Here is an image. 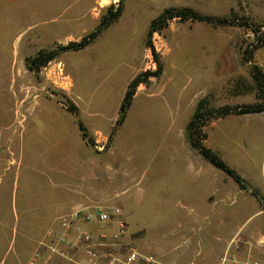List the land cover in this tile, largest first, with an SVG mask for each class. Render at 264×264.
<instances>
[{"label": "rangeland", "instance_id": "obj_1", "mask_svg": "<svg viewBox=\"0 0 264 264\" xmlns=\"http://www.w3.org/2000/svg\"><path fill=\"white\" fill-rule=\"evenodd\" d=\"M120 2L122 16L90 47L59 55L20 86L13 80V58L26 60L41 50L80 42L93 32L108 9L112 5L117 9ZM6 3L3 7L0 2V127H11L13 96L18 88L21 94H30L27 99L47 97L42 100L47 105L50 126L48 135L41 136L37 146H24L18 170L14 167L10 172H1L0 264H27L38 242L56 224L55 218L65 213L66 206V213L78 209L75 205L83 199V192L93 188L100 193L111 191L101 198L119 191L111 200L101 199L99 205L125 211L131 239L143 252L155 255L156 264H216L217 257L238 235L245 240L242 260L254 261L264 254V113L232 114L219 119L205 116L199 123L201 145L221 157L249 184L245 190L205 161L187 135L199 106L204 116L224 107L263 103L251 70L258 68L264 75V48L255 49L264 41V0ZM184 9L216 18L248 20L262 27L261 40L257 44L256 35L247 27L181 22L178 18L148 35L152 21L164 12ZM73 31L78 32L57 40ZM35 35L41 38L36 40ZM225 63L229 70L210 79L209 69ZM58 65L63 71L55 76ZM68 73L74 80L69 97L65 92L71 80L64 79ZM144 74H148V84H141L137 93L142 87L152 90L155 84L162 87L167 82L165 94L151 99L152 108L143 112L142 102L135 96L128 114L131 117L109 142L126 85L128 89L135 78ZM59 98L73 102L80 109L78 117L61 107ZM78 121L88 130L95 126L104 131L89 133L93 148L83 142ZM180 128V151L176 156L181 158L174 162L168 139ZM7 130L10 132L5 133H11ZM5 137L3 145L6 141L11 144V136ZM68 158L71 167L79 165L85 174L66 177L58 171L64 169ZM115 159L117 165L111 167ZM199 160L213 170L209 198L212 209H196L185 198L199 190V178L189 166V162ZM116 168L125 173L113 172ZM98 169L100 178H92L90 175ZM252 189L259 198L252 195Z\"/></svg>", "mask_w": 264, "mask_h": 264}, {"label": "crops", "instance_id": "obj_2", "mask_svg": "<svg viewBox=\"0 0 264 264\" xmlns=\"http://www.w3.org/2000/svg\"><path fill=\"white\" fill-rule=\"evenodd\" d=\"M14 1L15 0H9V1L8 0H0L3 7L5 6V4H7L6 2L14 3ZM73 32L74 33H66L64 36H62L61 38H58L57 40H62V39L64 40V38H68V36H70V34H71V36H73L78 31H73ZM44 33H45V35H47L48 31H45ZM40 38H41L40 35H39V37H38V35H35L36 40L40 39ZM74 38H75V36H74ZM13 59L14 60L11 63H14V66L16 64V66L13 67V69H12V74H13L12 77H13V80L16 83H18V86H20L22 81H25L27 79L30 80L32 78V73L30 71H28L27 67H25L26 66L25 65V61H26L25 58H23L22 60L20 58H17L16 60H15V58H13ZM58 66H59V69H56V72H54L55 76H57V75L60 76L62 71H63V70L60 71L61 65H58ZM228 70H229V68H228L226 63L224 64V66H223V64H218L215 66V68L211 67L208 71L209 75H211L210 79H212L215 76V74L218 77H220V76L224 75L225 72H227ZM62 76H63V74H62ZM67 78L71 80V86H69L67 88L68 91L65 92L66 95L69 97L72 94V91L74 89V80L69 73L67 76H64V79H67ZM165 84L162 87L158 86V84H155L152 87V90H150V88L142 87L141 91L139 93H136V98L139 97L141 102H142L140 111L143 112L144 109H148V107L152 108L151 104H150V100L155 99V98H160L165 94V92L163 90L165 87ZM127 86L128 85H126L125 91L123 93L124 95H123L122 101L125 97V94L127 91ZM21 93L22 92H21L20 88L15 89L14 96H13L14 106H13V116H12L11 127L10 126L9 127H7V126H5V127L1 126L0 127V181L3 179V173L1 174L2 171L4 173H6V172H10L14 167L17 170L21 167L22 161L24 159L23 150H24V146L26 144H30L32 146H37L40 143V140H39V139H41L40 137L48 135L47 131H48L49 126H50L49 125L50 122L47 121L49 119V117L47 116L48 109H47V105H46L45 100H42V99H47V97H45L44 95H37V98L35 100H32L31 98L27 99V97H31L30 94L28 96H25ZM48 99H50V98H48ZM172 100H173V102L175 101L174 95L172 96ZM177 100H178V108H180L181 107L180 96H177ZM121 104H122V102H121ZM121 104H120V106H121ZM61 107H63V106H61ZM79 113H80V109H79ZM118 115H119V113H118ZM118 115L116 116L115 121H117ZM129 117H131V116H129ZM125 124H124V126H125ZM144 126L145 125L143 124V127ZM145 127H147V126H145ZM7 129L11 130V133H9L10 135L8 133H5V132L9 131ZM85 129L88 131V133H90V135H96L98 133L104 132V131L102 132L101 129H99L98 127H95V126L93 127L92 130H88L87 128H85ZM3 135H4V137H5V135L7 136L5 138H8L11 136V141H12L11 144L6 141L5 146L3 145L5 140H6V139H4ZM168 140H169L168 142L170 145L169 153L172 150V152H173L172 155H173L174 162H175V160L179 159V156H180V155L176 156V152L180 151L181 128L178 130L177 133L173 132L171 134V137H169ZM85 145H86V143H85ZM68 157H70V156H68ZM180 158H181V156H180ZM199 159H201V158H199ZM66 162H67V164L64 166V169L58 170V171H61V173L64 176L69 177V176H76L78 174H82V175L85 174V172L81 168H79L80 167L79 165L75 168L71 167L72 164H71V161L69 160V158H68V161L66 159ZM112 164L113 165H111V167L112 166L116 167L117 159L112 161ZM189 166L192 167V170L197 174V178H199L197 181V185L199 186V190L197 189L196 191L191 192V194L186 196L185 198H187L188 200H191V202L194 203V205H193L194 208H196V209L207 210V209L214 208V205H212L209 201L210 195L212 193L211 190L213 187V180H212L213 170H212V168H210L208 166L207 162H205L204 160H199L197 162L193 161V163L189 162ZM113 172H116L119 175H123L125 173V171L119 170L117 168H116V171L113 170ZM90 176L94 179H99L101 176L100 170L98 169V172L93 171ZM108 177H109V179H112L111 175H108ZM220 189H221V187H220ZM108 190H110V188ZM108 192H111V191H104V192L100 193V190L98 188L97 189L93 188V189L87 190L86 192H83V193H85V194H83V197H82L83 199L79 202H76L75 206H76V208L79 209V208H83V207H93V206L99 205L101 202V199H102V201L111 200L112 198H114V196L117 195V193L119 191L114 190V191H112V193L106 195L104 198H101L102 194H105ZM126 192H127V189H126V191L125 190L122 191L121 194H124ZM110 197H112V198H110ZM217 205H219V204H217ZM67 208H69V207L66 206V208L64 209L65 213H63L62 215H59V217L68 213V212L66 213ZM59 217L55 218L54 221H56ZM218 257L216 259V264H218V261H219Z\"/></svg>", "mask_w": 264, "mask_h": 264}, {"label": "built area", "instance_id": "obj_3", "mask_svg": "<svg viewBox=\"0 0 264 264\" xmlns=\"http://www.w3.org/2000/svg\"><path fill=\"white\" fill-rule=\"evenodd\" d=\"M245 240L236 236L218 264H262L240 258ZM156 256L143 252L129 235L127 215L121 207L96 205L73 210L56 220L28 264H156Z\"/></svg>", "mask_w": 264, "mask_h": 264}, {"label": "trees", "instance_id": "obj_4", "mask_svg": "<svg viewBox=\"0 0 264 264\" xmlns=\"http://www.w3.org/2000/svg\"><path fill=\"white\" fill-rule=\"evenodd\" d=\"M122 14H123L122 2L119 3L117 9L115 8V5H112L108 9L107 13L101 18L98 26L93 30V32L82 38L80 42H71L66 46H60L56 50H52V51L41 50L35 56L27 58L26 67L28 71H30L33 74L38 73L42 67L57 60L59 58V55L63 53L80 52L87 49L98 38H100L113 23L117 22L122 16ZM176 18H178L181 22L194 21L197 23L215 24L220 27H247L251 29V31L256 35L257 44L261 40L259 35L262 27L254 25L252 23L250 24L248 20L242 22L238 18H216L213 16L202 15L190 9H184L178 12H170V11L164 12L161 16H159L157 19L152 21L148 35L151 36L153 33L159 32L163 27L166 26V23L168 21ZM261 48H264V41L261 46L256 45L255 49L258 50ZM155 75L159 76V73ZM251 75L254 79L255 85L257 87V90L259 92L260 98L262 99L263 103L252 106L237 107V108L224 107L217 111H211L204 116L200 110L201 107L199 106L192 121L189 123L187 127V135L191 146L198 151L200 156L205 161L210 163L217 170H220L225 174H227L243 190L250 188L249 184L235 170L230 168L228 164L221 157L213 153L210 149H206L201 145L200 137H199L200 134L199 129L201 126H199V123H200V119H203V117L205 116L206 117L209 116L212 119L215 118L219 119L232 114L253 115V114L264 113V75L261 70H258V68H253L251 70ZM147 77L148 74H144L142 76L140 75L137 78H135L129 85L119 109L118 119L109 137V142H111V140L117 135L118 131L124 125L128 117L129 111L133 105V101L137 93V88L141 84L144 85L148 84L149 79ZM58 103L63 105V107H65L69 112H71L73 115L78 117V109L74 105V103L71 102L69 99L59 98ZM78 125L82 134L83 141L86 143L88 147L93 148L94 147L93 140L90 137L88 131L79 121H78ZM252 195L256 198L257 197L259 198L258 192L256 190L252 189Z\"/></svg>", "mask_w": 264, "mask_h": 264}]
</instances>
